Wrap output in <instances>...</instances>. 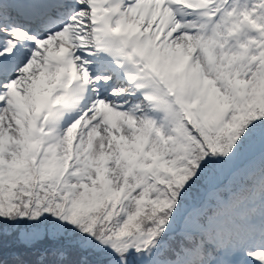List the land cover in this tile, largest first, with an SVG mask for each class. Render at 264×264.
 Instances as JSON below:
<instances>
[{"label":"snow or ice","instance_id":"snow-or-ice-1","mask_svg":"<svg viewBox=\"0 0 264 264\" xmlns=\"http://www.w3.org/2000/svg\"><path fill=\"white\" fill-rule=\"evenodd\" d=\"M0 264H264V0H0Z\"/></svg>","mask_w":264,"mask_h":264}]
</instances>
